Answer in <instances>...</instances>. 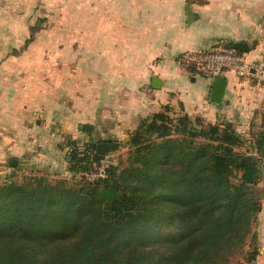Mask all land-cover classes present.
Wrapping results in <instances>:
<instances>
[{"label":"trees","instance_id":"trees-1","mask_svg":"<svg viewBox=\"0 0 264 264\" xmlns=\"http://www.w3.org/2000/svg\"><path fill=\"white\" fill-rule=\"evenodd\" d=\"M181 62L193 69L188 58ZM170 112L163 105L142 118L123 142L126 165H108L105 177L52 183L27 171L0 181V264H229L236 254L255 260L264 111L248 131L257 157L238 150L246 137L227 121ZM95 144L78 151L67 140L75 148L68 171L96 169ZM161 226H168L163 235Z\"/></svg>","mask_w":264,"mask_h":264},{"label":"crops","instance_id":"crops-1","mask_svg":"<svg viewBox=\"0 0 264 264\" xmlns=\"http://www.w3.org/2000/svg\"><path fill=\"white\" fill-rule=\"evenodd\" d=\"M95 23L77 43L64 42L61 59L54 52L40 58L33 41L12 53L21 43L8 41L0 27L1 179L18 171L66 173L67 140L120 145L163 105L174 115L227 121L243 135L257 120L264 86L254 76L222 74L225 91L213 102L212 78L181 61L242 41L245 60L255 62L264 52V0H113L109 15ZM252 231L255 262L264 264V184Z\"/></svg>","mask_w":264,"mask_h":264},{"label":"rangeland","instance_id":"rangeland-1","mask_svg":"<svg viewBox=\"0 0 264 264\" xmlns=\"http://www.w3.org/2000/svg\"><path fill=\"white\" fill-rule=\"evenodd\" d=\"M113 0H0V27L7 28L8 41H14L16 38L21 44L13 50L14 52H21L28 45L30 41L39 43V56L46 57L47 53L54 52L56 58L61 59L65 55H61L63 51L64 42L77 43L79 41L80 33L85 29L93 28L95 22L101 16L109 15L111 10V3ZM100 20H98L99 22ZM32 39L27 40L29 36ZM27 40V41H26ZM54 43L53 50H48L47 45ZM56 62V61H55ZM57 63V62H56ZM58 64V63H57ZM264 111L262 108L257 114V120L252 121L253 127L248 131L256 130L257 124L260 122V114ZM172 117H175L170 112ZM256 116V115H255ZM247 131V130H246ZM245 132V145L238 148L240 151H248L249 154H255L254 149L249 144L250 133ZM81 142L77 144L78 151L83 149ZM75 148L68 146V154H72ZM67 154V155H68ZM111 157L112 165L119 168L126 165L127 147L120 143L117 150L106 153ZM104 154V155H106ZM69 156V155H68ZM68 168V164L65 165ZM260 180L257 184V195L262 194V187L264 184V157L260 158ZM33 172V173H32ZM26 171H18L17 176ZM31 174L43 175L49 182H55L59 179L69 180L71 178L78 180L74 173L67 170V172L60 173H45L30 170ZM21 177H17V179ZM1 183L7 179H0ZM168 226H161L159 235L166 231ZM245 261L241 259L239 254L231 258L229 264H242Z\"/></svg>","mask_w":264,"mask_h":264},{"label":"built area","instance_id":"built-area-1","mask_svg":"<svg viewBox=\"0 0 264 264\" xmlns=\"http://www.w3.org/2000/svg\"><path fill=\"white\" fill-rule=\"evenodd\" d=\"M193 65V71L199 75L212 78L215 74L222 75L227 72L237 77L254 76L257 82L264 86V52L253 63L245 60L243 53L227 44H218L208 50L188 57ZM111 157L100 155L99 165L96 169L86 172H77L75 177L93 181L106 176V167L111 165ZM242 264H256L255 260Z\"/></svg>","mask_w":264,"mask_h":264},{"label":"water","instance_id":"water-1","mask_svg":"<svg viewBox=\"0 0 264 264\" xmlns=\"http://www.w3.org/2000/svg\"><path fill=\"white\" fill-rule=\"evenodd\" d=\"M187 21L192 20V13L190 10V6H187L186 9ZM232 47L240 50L246 51L248 50V46L246 43L242 41H237L232 44ZM226 86V78L223 75L215 74L212 77V85L210 90L209 99L213 102H220L222 100V96L225 91ZM119 147V143L117 141H99L95 144V152L99 155H104L108 152H112L117 150ZM250 157H255V154H248Z\"/></svg>","mask_w":264,"mask_h":264}]
</instances>
